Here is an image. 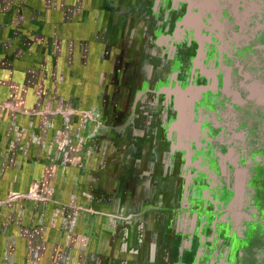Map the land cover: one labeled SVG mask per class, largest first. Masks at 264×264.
Returning <instances> with one entry per match:
<instances>
[{"label": "flooded vegetation", "instance_id": "1", "mask_svg": "<svg viewBox=\"0 0 264 264\" xmlns=\"http://www.w3.org/2000/svg\"><path fill=\"white\" fill-rule=\"evenodd\" d=\"M95 1L106 264H264V0Z\"/></svg>", "mask_w": 264, "mask_h": 264}, {"label": "rangeland", "instance_id": "2", "mask_svg": "<svg viewBox=\"0 0 264 264\" xmlns=\"http://www.w3.org/2000/svg\"><path fill=\"white\" fill-rule=\"evenodd\" d=\"M91 3L0 0V264H106L116 215L90 182L105 125ZM188 23L198 32L197 18ZM182 94L184 146L195 129Z\"/></svg>", "mask_w": 264, "mask_h": 264}, {"label": "water", "instance_id": "3", "mask_svg": "<svg viewBox=\"0 0 264 264\" xmlns=\"http://www.w3.org/2000/svg\"><path fill=\"white\" fill-rule=\"evenodd\" d=\"M191 18H197L198 19V16L197 15H194V14H191V15H188L184 18L183 21H181L180 23H183V22H187L189 21ZM179 94H182L180 92V90H177ZM177 103V102H176ZM177 106L179 108V116H178V120L174 123V127L179 129L178 127L180 126V124L182 123V118H183V115H184V111L182 109L181 106H179V104L177 103ZM187 113H188V118L190 120V118L192 117V114L190 111L187 110Z\"/></svg>", "mask_w": 264, "mask_h": 264}]
</instances>
